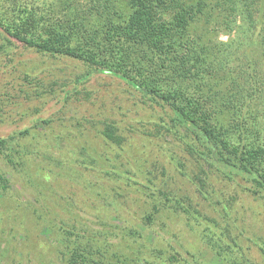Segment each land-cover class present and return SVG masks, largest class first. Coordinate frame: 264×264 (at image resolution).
Segmentation results:
<instances>
[{
	"label": "rangeland",
	"instance_id": "1",
	"mask_svg": "<svg viewBox=\"0 0 264 264\" xmlns=\"http://www.w3.org/2000/svg\"><path fill=\"white\" fill-rule=\"evenodd\" d=\"M30 1L34 4L36 0ZM220 29L225 27L220 25ZM230 32L217 31L209 36L236 49L229 69L247 67L251 78L264 84L261 36L256 31ZM2 41L0 37V45ZM14 44L11 50L0 52V104L6 93L14 102L0 105V138H9L23 128L30 132L15 138L25 150L17 169L0 154V173L9 186L7 200L0 201V218L6 227L0 230V264H62L59 250L64 248V236L55 226L65 221L87 225L90 235L140 260L147 257L150 246L167 254L171 244L182 257L188 258V250L198 260L221 264L197 231L207 219L218 230L229 229L240 250L256 264H264V253L258 247L264 242V201L254 200L242 190L243 179L229 181L219 173L209 175L208 180L222 189L221 198L229 201H223L227 209L224 215L221 205H215L211 195L205 199L190 180V174L197 170L195 155L182 150L175 135L155 125L167 120L161 116V107L143 105L138 92L118 79L99 74L75 85L80 94L64 99L61 89L73 90L75 76L84 71V66L66 58L39 57L20 43ZM25 69L33 77L31 85L22 80ZM39 80L46 81L54 92L37 96L34 89ZM251 104L262 113L259 119L264 125V94ZM37 106L40 111L31 114ZM37 117L47 123H35ZM101 119L116 127L123 138L120 146L102 136ZM58 157L61 165L53 166L52 161ZM147 179L152 180V189L141 186ZM30 180L41 192L29 184ZM151 194L161 202L163 196L181 199L182 207L192 216L181 207L171 217L170 211L164 216L163 212H153ZM34 210L43 215L37 218ZM147 212L154 217L149 224L143 218ZM135 230L138 233L132 232ZM138 242L146 246L139 249Z\"/></svg>",
	"mask_w": 264,
	"mask_h": 264
},
{
	"label": "trees",
	"instance_id": "2",
	"mask_svg": "<svg viewBox=\"0 0 264 264\" xmlns=\"http://www.w3.org/2000/svg\"><path fill=\"white\" fill-rule=\"evenodd\" d=\"M30 3V0H0L3 40L0 52L11 50L18 42L39 57L81 63L85 69L75 76L74 91L63 89V82L60 84L64 99L80 94L75 85L94 74L122 81L138 92L143 105L163 109L161 116L167 120L155 125L175 135L182 150L195 155L197 170L191 171L190 180L205 199L211 195L214 204L221 205L220 210L227 214L223 201H229L223 200L222 189L208 180L211 173H219L229 181L243 179L242 190L254 200L264 201V125L259 119L262 113L251 104L263 96L264 84L251 78V69L247 67L229 69L231 54L236 49L209 36L217 31L227 35L231 30L256 31L264 44V0H47L45 3L36 0ZM220 25L225 29H220ZM28 70L23 71L22 80L31 85L33 77ZM53 90L46 81L39 80L34 93L42 97ZM3 100L0 105L14 103L7 93ZM39 111L37 106L31 114ZM0 113H3L1 106ZM33 121L47 123L39 117ZM100 121L102 136L120 146L123 138L116 127L106 119ZM29 132L23 128L9 138H0V154L14 169L23 163L21 156L25 151L15 138ZM143 133L149 134L145 130ZM61 162V157L52 161L53 166ZM29 184L41 192L35 181L30 180ZM152 184L147 179L141 186L152 189ZM8 192V179L0 173V201L8 198ZM149 197L153 212H163L162 216L170 211L171 217L181 208L192 216L179 198L163 196L161 202L154 194ZM33 212L37 218L43 215L37 210ZM143 218L149 224L154 217L147 212ZM207 220H203L202 229L197 231L221 264H256L240 250L229 229L218 230L212 220ZM3 221L0 218V230L5 231ZM65 222L54 225L64 236V248L59 250L62 264H208L188 250H185L188 258L182 257V252L171 244L167 254L150 246L147 257L140 260L114 248L113 243L90 235L87 225ZM111 234L118 236L115 232ZM145 246L143 242L137 243L139 249ZM258 247L264 253V242Z\"/></svg>",
	"mask_w": 264,
	"mask_h": 264
}]
</instances>
